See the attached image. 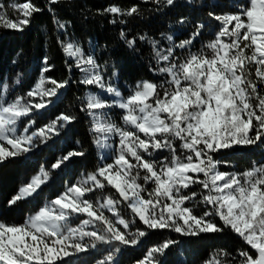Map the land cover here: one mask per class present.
Returning a JSON list of instances; mask_svg holds the SVG:
<instances>
[{"label":"snow or ice","instance_id":"snow-or-ice-1","mask_svg":"<svg viewBox=\"0 0 264 264\" xmlns=\"http://www.w3.org/2000/svg\"><path fill=\"white\" fill-rule=\"evenodd\" d=\"M144 2L158 11L183 5L203 13L196 19L179 16L173 33L149 35L127 30L128 18L140 13L138 5L97 10L116 29L117 45L133 54H143L140 45L148 49L156 80H138L125 94L115 65L109 68L113 47L93 41L86 49L67 38L70 24L56 13L72 0H47L46 8L66 38L57 36L66 67L78 70L79 79L48 75L54 66L47 56L22 94V72L13 82L0 76V166L26 157L77 119L62 113L33 130L40 110L70 83L89 89L79 110L89 119L91 143L104 161L22 223L5 217L39 195L49 171L41 169L0 204V264H82L91 253H100L93 264H118L125 248L165 230L189 239L230 234L242 242L235 255L221 248L205 264H264V162L235 172L221 171L229 162L217 159L264 145V0ZM11 7L16 18L0 3V29L23 32L45 10L32 0ZM84 155L70 151L52 168ZM180 243L165 238L135 264H166Z\"/></svg>","mask_w":264,"mask_h":264},{"label":"trees","instance_id":"trees-1","mask_svg":"<svg viewBox=\"0 0 264 264\" xmlns=\"http://www.w3.org/2000/svg\"><path fill=\"white\" fill-rule=\"evenodd\" d=\"M26 0H0L5 6L7 14L16 18L19 15L12 7L13 4L24 3ZM33 3L45 10L34 16L30 26L23 32L0 29V76L9 82H13L18 72L23 73V84L18 90V94L27 91L36 81L41 68L43 57L47 56L49 62L54 66L48 75L57 80H78L80 73L73 69L68 71L65 64V57L57 44V36L63 37L55 28L52 16L47 11V0H32ZM198 2V0H196ZM116 4L125 9L132 5H138L140 13L137 16L128 18L127 30L131 34L147 33L156 35L160 32L166 34L173 33L177 28L175 20L179 16H188L192 19L202 17L203 13L195 7H185L183 5L168 11L156 10L150 3L144 0H72V4L59 6L57 17L64 22H68L70 39L84 45L93 41L107 43L115 51L112 53V64L119 72V87L127 94L130 86L141 79L156 80L157 77L149 71V53L144 45L143 54H133L128 52L123 46L115 43L117 32L107 23V18L97 15V10ZM87 17V19H85ZM187 35V31H185ZM207 34L205 35V39ZM15 61V63H14ZM68 63H72L71 60ZM63 93L59 99L54 98V103L40 110V114L35 117L33 130L45 126L50 120L55 119L60 114L74 115L75 121L69 124L60 134H54L46 143L41 144L34 152H30L26 157H20L16 162L0 166V204L9 199L19 187L27 184L31 178L41 175V169L49 171L50 175L42 191L30 202H26L20 209L7 214L5 219L9 222L22 223L24 216L30 214L38 207L42 206L49 199H54L64 191L66 184L74 183L81 175L93 171L98 164L103 163L99 158V149H94L91 143V136L88 132L90 127L88 117L80 112V106L84 98L88 95L89 89L70 83L67 89L61 90ZM117 111L118 110H114ZM114 119L119 122L118 114ZM80 141L79 144L76 141ZM85 152L84 156L71 157L59 168H52V165L62 155H67L70 151ZM217 159L228 161L227 167L221 165V171L242 172L251 168L253 162H264V145L238 148L223 155H218ZM198 187V186H197ZM172 237L181 240L180 245L173 248L166 258V264H205L214 258L218 249L224 248L235 255L241 248L242 242L234 235L203 234L199 238H181L177 234L164 232L150 233L142 238L140 245L125 248L118 257V264H135V261L143 256L145 251L154 244L161 243L163 239ZM100 253H91L83 258L82 264H93Z\"/></svg>","mask_w":264,"mask_h":264}]
</instances>
